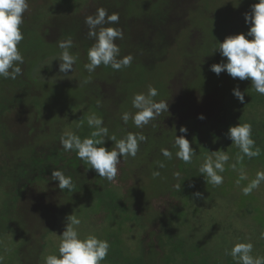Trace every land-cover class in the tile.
I'll return each instance as SVG.
<instances>
[{"label": "rangeland", "instance_id": "1", "mask_svg": "<svg viewBox=\"0 0 264 264\" xmlns=\"http://www.w3.org/2000/svg\"><path fill=\"white\" fill-rule=\"evenodd\" d=\"M89 1L34 0L28 2L29 7L24 13V19L33 21L31 22L33 26L30 24L31 27L26 30L18 48L24 56V64L27 68L34 69L37 60L46 57L43 65L36 72L37 77L42 80L34 83L35 88L47 90L48 93L46 99L40 103L45 112L41 123L50 125L52 129L54 124H61L66 119L68 102L71 101V89L76 85L86 87L89 85L93 90L89 95L97 97L96 100L100 102L101 107L111 109L114 116L106 120L105 126L109 129V135H115L117 139L128 131L143 130L137 129L131 120L125 125L120 117L126 111L132 113L136 111L131 104L133 94L146 93L149 85L158 89L159 95L155 98L157 101L166 100L169 104L168 112H163L155 119L159 121L163 129L169 128L173 121L189 128V121L186 119L190 117L198 119L199 114L208 116L204 122L210 123L215 114V108L212 106L216 100L213 96L215 92H222L228 88V84L231 85V90L225 98L227 115L229 112H234L236 117L227 119L228 125L220 127L222 129L220 136L202 139L207 127H203L198 134L186 136L196 151L191 165L195 168L198 177L196 191L203 192V199L185 203L163 194L172 178L171 167L177 162L175 158L177 149L173 147V140L175 130L176 134L180 135V127L174 128L158 143L159 155L153 159L151 156L148 160L142 161L144 156L141 151L134 159L131 157L121 159L114 181L109 182L95 174L93 178L88 177L91 191L73 187L71 191L64 189L73 199L70 212L55 215L54 227L44 237L38 264H44V258L49 254L59 255L61 239L59 235L64 230L66 217L71 214L81 219V224L78 226L81 238L95 234L109 241L111 245L109 254L102 264H142L141 240L144 238L147 240L148 230L146 232L141 226V219L146 222L153 221V224L146 223L149 231L158 232L161 227L158 220L162 221L167 215H174L168 223L167 234L174 237L171 242L179 250L178 253L173 251L167 264H184L186 261V264H236V260L227 253L230 252L234 243L249 240L254 245L252 255L264 257V239L260 238V234L264 232V182L247 196L241 189L248 181H241L239 186L236 184L241 168L246 172L249 180L255 177L257 171L264 170V100L262 104L260 103L264 95L254 90L250 80L232 79L226 72L217 76L209 70L210 65L221 62L219 50H216L219 42L228 35L247 31L243 25L245 23L243 14L250 11V5L256 0H201L198 9L190 15L188 28L177 35L165 59L152 70L132 62L130 67L119 71L113 70L110 66L101 65L95 72L89 74L84 64L88 62L87 50L94 41L89 42L81 36L88 32L87 25L83 24L70 37L74 44L71 51L79 56L74 66L75 70L73 73L71 71L68 74L60 73L59 61H52L59 54L55 46L51 43L46 44L47 41L42 39L41 32L44 29L41 28H44L43 24L48 18L62 12L70 15L81 13ZM128 1H115L117 12H120L122 17L127 12L123 4ZM133 1L137 2L131 6L127 4L132 13L140 14V12L149 11L148 0ZM58 24L66 28L69 26L68 23L61 21ZM112 26L122 28L120 23ZM122 31L124 37L122 40L118 39L116 43L121 49V56H124L131 53V49L127 44L129 32ZM131 31L132 35H137L134 30ZM55 36L56 32L51 30L50 37L46 39L51 41ZM56 39L58 40L55 37L54 40ZM124 42L127 46L123 44ZM89 76L90 81L84 83ZM4 81V78H0V96L4 95L1 91ZM91 82L95 83L94 86ZM237 85L242 92H245L243 104L232 95V89ZM189 90L196 92L197 95ZM96 93L100 95L96 96ZM78 112L75 113L74 118H81L80 123L83 126L88 125L89 115L95 113L100 116L101 114L99 110L89 106H83L80 109L81 115H78ZM171 114L176 115V118L168 119L167 116ZM15 115L16 113L4 114L2 119L5 122L14 121ZM247 121L255 123L253 125L255 134L252 138L256 142V147L261 149V155L252 159L245 157L243 164H237L236 170H233L229 165L235 163L239 149L226 138L225 134L229 126ZM75 125L74 121L67 127L62 125L59 137L65 132L78 135L79 130ZM2 129L0 124V152H3ZM106 142L107 147H114V142ZM153 146L154 143L149 145L151 148ZM149 147L144 148L145 157L150 152L154 155L157 151ZM164 147L173 152L172 160H166L160 154V149ZM215 150L226 151L230 156L222 173L224 182L220 186L206 184L199 173V167L205 157L211 154L210 151ZM156 161H163L166 167L160 169L161 175L153 179L151 170L155 168ZM89 168L90 165L82 163V171L93 173L94 171ZM57 185L55 181H50L48 185L31 182L24 187L8 181L0 184V264H20L19 250L23 241L22 235L13 230L17 228L16 211H19L27 202L32 203L33 198L43 197L48 186L50 188ZM128 189H130L129 192ZM173 209L177 210L169 212ZM181 240H185L182 241L183 248H180ZM171 250L170 246L165 247V251L171 252Z\"/></svg>", "mask_w": 264, "mask_h": 264}, {"label": "trees", "instance_id": "2", "mask_svg": "<svg viewBox=\"0 0 264 264\" xmlns=\"http://www.w3.org/2000/svg\"><path fill=\"white\" fill-rule=\"evenodd\" d=\"M32 1L34 0H28V2ZM115 1L90 0L79 14L70 15L69 13L62 12L61 14L48 18L45 24H43L44 28H41L44 29L43 31L41 30L42 39L47 41L45 42L46 44L51 43L55 46L57 54H59L61 50L57 46L58 41L71 37L74 31L77 32L79 27L85 24V18L89 15H94L98 8H105L109 14L115 12L120 15V12H117ZM129 1L123 4V6H126L127 12L124 17L120 15L119 23L122 25L121 29L127 33L129 32V41H127V44L134 56L133 62L136 65H144L145 68L152 70L158 63H161L165 59L172 41L177 38V35L188 28L190 15L198 9L201 0H148L149 11H143L140 14L132 13L129 10V7L137 1ZM59 21L66 22L69 26L67 28L65 26H59L61 24H58ZM31 22L24 19L21 26L23 34L26 33V30H29L28 28L31 27ZM31 25L33 26V24ZM244 28H247V26L245 25ZM51 30L56 32L55 37L58 40H54L55 37L53 38L54 41H48L46 39V37H50ZM131 30H134L137 35H132L130 33L132 32ZM81 36H84L89 42L94 41L87 36V32ZM123 44L127 46L125 42ZM45 58L43 57L42 60H37L38 62L34 68L36 69L35 74L33 68H27L23 64L21 65L22 75L18 76L15 80L5 79L4 81V86L1 90L4 92V95L0 96V124L3 127L1 132L3 136V152H0V184L8 181L16 183L21 187L31 182L48 185L50 181H53L51 180L52 170L59 168L65 170L66 174L71 175L73 180L72 187L74 189L91 191L88 184L90 182L88 181V177L93 178L96 173L82 171L81 165L83 161L76 157L75 152H65L62 149L59 137L60 128L62 125L67 127L68 124L74 121L76 124L75 127L79 130L78 135L84 138L93 129L89 128L88 125H81V118H74L75 113L77 111L80 112L83 106H89L94 110H99L101 113L99 115L103 118L104 125L106 124V120L114 116V114L111 109H105L100 104H97V97L94 98L89 95L93 91L89 85L88 87L76 85L71 89V101L68 102L66 119L61 124H54L52 129L50 125L41 123L45 112L41 108L40 103L46 99L48 93L47 90L44 91L43 89L35 88L34 83L42 80L40 77H37L36 72L43 65L42 63ZM94 84L91 82L92 86ZM230 86L228 84V88L222 92H215L213 97L216 101H214L212 106L215 108V114L210 123L193 117L186 119V121H189L188 134H198L202 131L203 127H207L206 136H202V139L209 136L221 135L222 129L220 127L228 125L227 119H234L236 117L234 112H229L227 115L228 109L225 104V98L229 95V91L231 90ZM189 91L197 95L196 92ZM97 95H100V93H96ZM263 100V98L260 99L261 104ZM79 112L78 115H81ZM9 113H16V118L14 121L10 120L9 122H5L2 117H4V114ZM175 116L171 114L167 117L168 119H172L176 118ZM248 123H251L253 129L255 123L251 121ZM14 124L17 128H15ZM181 126L182 123L178 124L173 121L170 123L169 128L163 129L158 120H153L149 125L145 126L142 132L148 139L147 142L140 145L141 154L144 156L142 161L148 160L151 156H153L151 159L158 156V143L174 128ZM253 134H255L254 129ZM151 143L152 145L154 143L152 148L149 147ZM147 146L150 149L157 150L154 155L150 152L145 157L144 148ZM177 171L181 174L179 180L174 176V173ZM171 172L172 178L170 179L168 188L163 192L164 196H169L178 200V202L185 203L200 199L193 196V193L196 192L198 177L191 163L185 164L183 161L177 159L175 166L171 167ZM55 182L58 183V181ZM177 183L182 185L180 190L174 187ZM190 184H194L195 187H190ZM130 189H128V192ZM88 194L90 195V193ZM72 203L73 199L69 193L60 190L57 186L50 188L48 186L46 194L43 197L33 198L32 203L27 202L19 211H16L17 228L13 230L20 236L22 235L21 238L23 241L19 250L20 264H38L44 237L53 229L55 215L58 213H69ZM174 210L177 209L170 210L169 212H174ZM173 217L174 215H167L162 221L161 219L158 220L161 223L158 232L149 231V226L146 223L153 224V221L146 222L141 219V226L145 228L146 232L148 230L147 240L145 238L141 240L142 264H167L173 251L179 252L177 247L171 242L174 237L167 234L168 223ZM182 241L185 240L180 241V248H183L184 245ZM166 246L172 248V253L165 251Z\"/></svg>", "mask_w": 264, "mask_h": 264}, {"label": "clouds", "instance_id": "3", "mask_svg": "<svg viewBox=\"0 0 264 264\" xmlns=\"http://www.w3.org/2000/svg\"><path fill=\"white\" fill-rule=\"evenodd\" d=\"M28 7V0H0V78L15 80L23 74L21 65L24 64V56L18 45L24 39L21 26ZM243 16L247 31L228 35L222 42H219L216 50H219L221 62L213 63L209 70L217 76L226 72L232 79L250 80L254 90L264 95V0H256L250 5V11L245 12ZM119 19L118 13L109 14L102 7L98 8L94 15L85 18L84 23L88 28L87 36L94 40L87 50L88 62L84 64L89 74L95 72L101 65L110 66L115 71L131 66L134 56L131 53L121 56V49L116 43L118 39L122 40L124 37L119 27L112 26L118 25ZM57 46L61 51L52 61H59L60 73L68 74L69 71L73 73L74 66L79 59L78 54L71 51L74 47L73 40L70 37L62 39L58 41ZM90 79L89 76L84 83H88ZM158 95V89L151 85L148 86L146 93L133 94L131 104L136 111L122 113L120 118L123 123L127 125L131 120L137 129H143L163 112H168V102L166 100L157 101L155 98ZM232 95L240 103L245 102V92H242L238 85L232 89ZM99 103L97 101V104ZM197 118L206 119L203 114H199ZM87 124L93 129L88 136L81 138L73 132H65L60 137V145L65 152H75L76 157L90 165L89 169L99 177L109 182L114 181L121 159L136 158L140 145L147 142L148 137L142 131H128L119 139L115 135L110 136L103 118L95 113L87 117ZM179 132L180 135H177L175 130L173 140V147L177 149L175 158L185 164H190L196 151L186 138L188 128L181 126ZM252 134L251 123L238 122L234 126H229L225 136L239 149L235 163L229 165L233 170H236L237 164H243L245 157L252 159L261 155V149L256 147ZM106 141L114 142V147H107ZM210 152L211 154L206 156L200 165L199 173L206 184L220 186L224 182L222 173L225 171V165L228 164L230 156L226 151ZM160 154L166 160L173 159V152L167 147L161 148ZM155 163V168L151 170L153 179L159 177L160 169L166 167L163 161ZM180 175L179 171L174 173L177 180ZM51 180L58 181L57 186L60 190H72V177L66 174L65 170L53 169ZM241 181H248L241 191L245 196L250 195L264 182V170L257 171L255 177L249 180L246 172L241 168L236 184L239 186ZM189 186L195 187L194 184ZM174 187L180 190L182 185L177 183ZM193 196L204 198L200 191L194 192ZM80 224L81 219L77 216L71 214L66 217L64 230L59 235L61 238L59 255H47L44 258V264H102L109 254L111 247L109 241L95 234L81 238L78 231ZM260 238L264 239V232L260 234ZM253 248L254 245L250 240L248 242L239 241L233 244L227 254L236 260V264H264V257L252 255Z\"/></svg>", "mask_w": 264, "mask_h": 264}]
</instances>
